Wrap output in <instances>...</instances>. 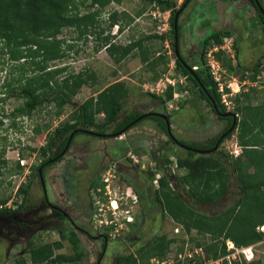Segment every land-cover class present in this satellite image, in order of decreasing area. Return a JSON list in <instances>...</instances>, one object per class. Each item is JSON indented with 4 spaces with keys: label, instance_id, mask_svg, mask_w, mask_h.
<instances>
[{
    "label": "flooded vegetation",
    "instance_id": "1",
    "mask_svg": "<svg viewBox=\"0 0 264 264\" xmlns=\"http://www.w3.org/2000/svg\"><path fill=\"white\" fill-rule=\"evenodd\" d=\"M263 18L264 0H184L173 21L176 67L179 61L190 73L183 75L187 83L184 99L167 113L159 97L145 96L144 101L122 110L117 121L106 128H74L68 131L64 144L59 138L50 145L48 138L38 162L28 170L24 206L17 205L12 211L0 209V264L16 247L30 245L41 233L48 238L47 243L60 242L55 250L59 254L55 253L48 264H128L135 258L140 262L149 241L161 236L157 222L166 211L157 193L162 192V184L168 182L177 195L194 204L184 188L181 174L185 166L180 158H223L221 144L238 126L237 116L230 131L235 121L231 112L238 113L225 109L222 99H217L218 92L197 75L211 65L206 60L208 37L231 32L236 40H250L258 31L264 34ZM260 63L264 64V59ZM132 113L138 116L131 118ZM118 122L126 124L116 130ZM137 153L141 159L149 156L155 166L147 169L138 164L134 160ZM110 166L131 186L138 200L136 218L130 222L128 215H123L126 228L118 236L113 235L114 230L119 232L113 229L120 222L117 218L112 216L110 225L97 220L104 215L98 197L109 193L104 175ZM147 220L149 228L144 225Z\"/></svg>",
    "mask_w": 264,
    "mask_h": 264
},
{
    "label": "trees",
    "instance_id": "2",
    "mask_svg": "<svg viewBox=\"0 0 264 264\" xmlns=\"http://www.w3.org/2000/svg\"><path fill=\"white\" fill-rule=\"evenodd\" d=\"M111 1L113 0H0V63L2 57L6 54L13 61L24 59L21 64L22 73L15 80L6 79L0 85V103L12 96L23 97V103L17 105L10 114L16 118L21 115L32 117L34 112L47 102L49 107L55 108L56 116L63 114L65 107H74V111L68 114L67 119L49 131L50 145L56 144L59 138L64 139V144L67 140L68 131L74 128H106L111 122L117 121L122 110L127 111L125 102L129 95L124 82H115L98 92L97 95L90 96L84 102L77 104V102H74L75 97L82 91L84 86L93 87L99 83L98 73L94 70L89 72L87 68H84L79 71L72 69L62 76L66 67L51 68L49 65L51 61L66 56L58 38L62 30L66 26H76L79 29L82 25L89 27L92 25L90 20L98 13L90 12V14L80 16L76 13L79 3L87 2L92 6L100 5L103 9ZM115 1L118 3L123 2V0ZM147 2L148 5H158L165 10L171 9L173 14L169 35L171 34L174 38L173 21L174 14L178 9L175 1L147 0ZM145 8L139 9L137 15H141ZM133 20H135V16L126 10L121 12L114 11L110 14L109 26L113 27L116 23L129 25ZM260 22H264V18L263 20L260 19ZM119 26L120 30H122L123 26L120 24ZM224 35H232V33L226 32ZM97 37L99 38L100 46L105 47L115 62L120 63L135 49H140L142 57L147 58L146 54H144L145 51H148L145 41L149 40L152 42L157 38L165 39L167 35L145 34L124 45L115 44L114 34H107L105 30L98 34ZM209 40L212 44L223 43L222 36L216 33L210 35L208 37ZM241 40L244 41V39H234L232 43L234 53L239 61V68L244 67L241 62ZM262 43L261 41L263 47ZM97 49L98 47H96ZM261 53H264V49ZM27 57H31V60L26 61ZM39 57H41V60H35ZM259 58L258 63L242 70L244 72L242 74L243 78L248 77V79L254 80L257 78L261 71L260 62L264 59V55ZM161 59L163 60V57ZM227 60L232 61L233 58L228 55ZM160 61H153L150 65L152 66V64H157ZM222 62L224 64L223 60ZM177 64L178 70L183 75H190L179 61ZM224 65L231 70L234 69V66L228 62H225ZM29 66L33 69V73L27 75L26 72ZM15 67L18 66L12 64L10 69ZM197 75L203 83H206V86L210 84L213 90L218 92L217 82L213 74H211L210 67H203ZM146 93L145 95L149 98L156 100L159 97L162 102L165 103L167 101L166 98L156 93L150 91ZM171 96H173V93L170 89L168 98H171ZM217 99L219 102L221 101L220 92L217 93ZM224 108L226 109V107ZM235 111H241L245 114L237 126L240 129L239 139L241 140L242 154L237 156L232 162L233 173H235L237 181V184H233L241 192L236 201L212 215L198 208L197 202L206 204V207L214 206L231 189L232 179L227 157L219 158L210 155L191 160L180 158L181 166H185L183 169V182L185 180L191 182L188 191L193 198L194 204L187 203L173 189H165L169 185L168 182L163 183L162 192L157 193L164 211L172 219L182 223L188 233H191L192 229H196L199 240L203 241L206 240L207 234L212 236V240L209 242L198 241L194 245L204 246V254L197 256V260L201 263L205 260L226 256L230 252L227 245L228 240L233 241L239 247L256 244V242L259 243L264 240V232L259 229L261 225H264V108H254L248 104L246 106L239 105ZM99 114H105V118L99 120L97 118ZM136 116L138 115L132 113L131 118ZM1 123L2 120H0ZM124 124L126 122L122 124L118 122L115 129L122 128ZM48 125L46 124L45 127L47 128ZM43 129L44 126L39 124L34 127L36 133H41ZM2 163L6 165V159H2ZM250 167H254V172H250ZM17 168L19 170L22 169L19 160L17 161ZM2 169V166H0V175L3 173ZM9 170L17 171L16 167H12ZM16 195L19 197L18 205L23 207L28 197V185L21 184L17 189ZM10 197L11 194L0 193V209L13 210L10 206H7ZM192 239L191 237L190 241ZM174 241L175 239L172 238L167 239L165 234L149 241V246L145 250L146 254L143 253L145 258L142 256L141 261L148 262L155 255L161 258L166 256L173 249ZM59 245L60 242L55 244L45 242L44 245L35 244L33 241L30 242L29 264H48ZM179 248H182V246ZM139 263L135 258L128 264ZM15 264H27V257H18L15 260ZM223 264L264 263L262 259L256 258V256L253 260L247 261L240 254L234 262L231 263L224 259Z\"/></svg>",
    "mask_w": 264,
    "mask_h": 264
},
{
    "label": "rangeland",
    "instance_id": "3",
    "mask_svg": "<svg viewBox=\"0 0 264 264\" xmlns=\"http://www.w3.org/2000/svg\"><path fill=\"white\" fill-rule=\"evenodd\" d=\"M174 1L176 3V7L178 8L184 0ZM79 4L80 5L76 10V13L80 16L90 14V12H98L97 15L90 20L92 25L89 27L82 25L80 29L76 26H66L58 35V38L61 41V48L65 52L66 56L55 59L49 63L51 68L66 67L62 76L66 75L65 73H68L72 69L79 71L87 68L89 72L94 70L98 73L99 83L93 87L84 86L82 91L76 95L74 102L80 104L88 97L97 95L98 92L102 91L105 87L111 84L115 82H124L129 85L130 89L129 97L125 102L126 109H130L134 104L144 101L143 97L146 96V92L155 90L157 95L166 98L167 101L165 102V108L167 113L172 112V105H174L175 102H180L184 99L187 83L183 74L179 72L176 67V60L172 45L173 37L171 34L169 35L173 14L171 9L165 10L158 5H148L147 0H123L122 3H118L113 0L103 9L100 5L92 6L87 2H80ZM143 7H146L144 12L141 15H137V11ZM123 10H126L130 14L134 15L135 20L131 21L129 25L119 23L123 26V31L120 30L118 26L110 27V14L114 11L121 12ZM104 30L107 34H114V41L117 42H115V44L121 45L128 44L133 39H138L145 34L163 33V35L168 34L169 36L167 35L165 38L166 40L157 38L152 42L149 40L147 42L145 41L148 51H145L144 54H146L147 58L142 57L140 49H135L120 63H117L110 56L106 48L101 47L98 42L99 38L97 36ZM158 31L160 33H158ZM263 36L264 34L259 31L258 34H255L253 37L251 36L250 40L242 38L244 41H240L242 44L241 62L244 65L243 68L238 67L239 61L232 47L234 40L232 35L222 34L223 43L221 44L210 43L206 52V60L209 63V60L213 59V64H216L214 66L209 65L211 74H213L214 77H219V80L216 81L215 79V81L217 83L224 82L223 84H217V86L220 90L223 87V91H221V99L223 100L222 102L224 106L228 110L235 111L239 105L246 106L248 104L254 108H264V64L262 63L263 65H260L261 71L255 80L250 78L248 79V77H242V74L244 73L242 70H245L247 67H252V65L258 63V60L260 59L259 56L264 49ZM246 38H249V36ZM261 41L263 42V47L261 45ZM96 47H98L97 50ZM228 55L233 58L232 61L227 60ZM161 57H163V60ZM23 60H10L8 54L2 57L0 63V85L3 84L6 79L15 80L22 73L21 64L24 62ZM29 60H31V57L26 58V61ZM35 60L39 61L41 60V57ZM156 60L161 61L157 64H152L151 66V62ZM222 60L224 61V64L225 62H228L233 65L234 69L231 70L224 65ZM12 64L17 65L18 67L10 69ZM32 70L31 66H29L26 72L27 75L32 74ZM170 89L172 90L173 96L168 98V92ZM142 92H144V95ZM23 100V97L12 96L6 101L0 103V120H2V123L0 124V166L3 168V173L0 175V193L4 192L6 195L11 194V197L7 202V206H10L12 209L17 207L19 204V197L16 195L17 189L21 184L28 183V173L32 164L38 162L39 156L41 157V151L48 141L49 131L53 130L56 126L62 123L63 120L68 118V114L74 111V107L67 106L65 107L63 114L56 116L55 114H57V112L55 111V108L49 107V103L47 102L38 108L32 117L21 115L16 118L10 115L12 110L17 105L23 103ZM188 111L192 114V110ZM237 113L240 121L245 114L241 111H238ZM97 118L99 120L104 119L105 114H99ZM36 124L44 126L41 133H36L34 131ZM46 124H49L47 128L45 127ZM239 132L240 129L237 127L234 130L233 135L221 144V153L223 152V158L227 157V161L229 162L230 175L232 179L230 191L212 207H206V204L197 202V204H200L197 205L198 208L207 214H215L220 212L221 209L232 205L240 196L239 194H241L239 188L234 185L235 183L237 184V181L235 173H233L234 169L232 163L237 156L242 154ZM146 144L148 143L146 142ZM144 148L146 147L144 146ZM138 154L140 155V153H137L134 157V160H136L138 164L146 165L145 167H147V169H151V167L155 166L154 162L149 160V156L145 155V158L141 159ZM19 158H25L27 160L24 161L26 164L23 165L24 167L20 170L17 168V161ZM2 159H6V165L2 163ZM20 164L22 163L20 162ZM12 167H16L17 171H10L9 169ZM110 167H112V169L108 168L107 171L109 172H106L104 175V184L107 186L106 189L109 190V193L108 195L100 193L101 196L98 197V199L101 198L100 207L103 208L101 213L105 216H99L97 220L100 218L104 221L102 224L110 225V218L112 217H110V215L115 214L114 216H119L120 222L113 227V229H118L119 231L117 233V231L114 230V233L116 234L113 235L118 236V234H121L124 228H126L125 222L127 221L126 219L123 220L120 215L127 214L128 217L136 218L138 200L134 198L135 194L132 192L131 186L120 180L118 173L114 172L113 166ZM249 169L250 172H254L255 170L254 167H250ZM181 172L182 170H180V173ZM159 173L161 174L160 171ZM181 176L183 177V174ZM155 178L157 179L158 176L156 175ZM106 179H108V181H106ZM183 183L185 190H189L191 182H187L185 180ZM163 185L164 184H162L160 190L163 189ZM101 187L105 186L101 185ZM170 188V185L165 187V189ZM114 202L118 206L115 209H113ZM106 220L108 222H106ZM140 220L141 217L139 215L138 224H140ZM147 221L146 224H144L145 228L150 227V223ZM157 224L160 226L159 231H157L158 235L165 234L167 235V239H175L172 245V250L175 251L177 247L179 248L180 246H183V250L178 251L177 256H179V253L185 254L189 251L196 250L191 249V247L196 245V242L203 241L201 239L199 240L196 229H192L191 233L188 235L185 232V228L182 223L172 219L167 212L164 213L161 219H158ZM191 237L193 238L192 241L184 242L183 239H189ZM210 240H212V236L207 234L206 240L203 242L207 243ZM32 241L35 244L44 245V243L48 241V238H44L43 233H41L38 238H35ZM251 245L256 258H260L264 261V240ZM29 248L30 246L28 244L21 248L16 247L8 260L3 259L2 264H15V260L18 257L20 258L23 256L27 257V264H29ZM194 252L195 251H193V253ZM56 254H59V252ZM148 262L140 261L139 264H148ZM213 264L217 263L213 262Z\"/></svg>",
    "mask_w": 264,
    "mask_h": 264
},
{
    "label": "built area",
    "instance_id": "4",
    "mask_svg": "<svg viewBox=\"0 0 264 264\" xmlns=\"http://www.w3.org/2000/svg\"><path fill=\"white\" fill-rule=\"evenodd\" d=\"M212 60L211 59L209 60L211 65L212 66L216 65V64H213ZM215 79L218 81L219 77L215 76ZM221 83L222 82H219L218 84H221ZM220 91H223V87L221 88ZM228 247H229L230 253L227 254L225 257H221L219 259H209L207 261H204L203 263L197 260V256L200 255V252H203V251L201 248H196V250H193L195 251L194 253L193 251H189L185 254L179 253V256H177L176 258L175 257H169V258H164V259L153 258L151 260V264H213V262H216L217 264L219 263L222 264L224 259H227L229 262L232 263L238 258L240 254H242L243 257H245L247 261H251L254 259L255 254H254V250L252 246L238 248L233 243H229Z\"/></svg>",
    "mask_w": 264,
    "mask_h": 264
},
{
    "label": "clouds",
    "instance_id": "5",
    "mask_svg": "<svg viewBox=\"0 0 264 264\" xmlns=\"http://www.w3.org/2000/svg\"><path fill=\"white\" fill-rule=\"evenodd\" d=\"M115 26H118V28L120 29V26H119V24H114V27ZM167 31V30H166ZM158 33H160L159 31H158ZM167 33V32H166ZM160 34H162L163 35V33H160ZM166 35H168V34H166ZM156 40V39H155ZM166 40V39H165ZM172 45H173V42H172ZM211 64V63H210ZM212 66V65H211ZM215 78V77H214ZM217 81V80H216ZM218 84V83H217ZM152 90V89H151ZM154 91V92H153ZM151 92H153V93H156L157 94V92L155 91V90H152ZM218 92H220L221 93V91L218 89ZM164 94V93H163ZM223 101V100H222ZM24 161H27L25 158H23V159H20L19 158V162H21L22 164V167H24L23 165H25L26 164V162H24ZM182 175V174H181ZM114 206H113V209H115V208H117L118 206L115 204V202H114V204H113ZM129 212V211H128ZM127 212V213H128ZM115 215V214H114ZM114 215H110V216H113V217H115V218H117V220H119V216L118 217H116V216H114ZM121 216V218L124 220V218H123V214H121L120 215ZM112 219V217L110 218V220ZM121 219V220H122ZM127 220H129L130 222L132 221V218L131 217H127ZM107 221V220H106ZM127 222V221H126ZM261 231H263L264 232V225H261L260 226V228H259ZM185 232L189 235V233L185 230ZM184 240V242L185 241H190V238L189 239H183ZM229 242L230 243H233L236 247H238V248H240L239 246H237L233 241H231V240H228L227 241V245L229 244ZM189 243V242H188ZM247 246H252V245H247ZM241 247H246V246H241ZM196 248H201L202 249V251L203 252H200V255H202V254H204V246H194L193 245V247H191V249H196ZM229 248V247H228ZM181 250H183V246H182V248H176L175 249V251L174 250H171L166 256H164V258H169V257H177V254H178V251H181ZM230 253V252H229ZM228 253V254H229ZM254 254H255V252H254ZM222 257H225V256H222ZM154 258H160V259H164V258H161V257H158V256H156V257H154ZM219 258H221V257H219ZM218 258V259H219ZM254 258H255V256H254ZM153 259V258H152ZM151 259V260H152ZM206 261V260H205ZM203 263V262H202ZM148 264H151V262H150V260H149V262H148ZM223 264V263H222Z\"/></svg>",
    "mask_w": 264,
    "mask_h": 264
},
{
    "label": "water",
    "instance_id": "6",
    "mask_svg": "<svg viewBox=\"0 0 264 264\" xmlns=\"http://www.w3.org/2000/svg\"><path fill=\"white\" fill-rule=\"evenodd\" d=\"M181 11L179 10L177 13H176V15H175V21H174V26H175V28L177 29V26H178V17H179V13H180ZM228 114V113H227ZM230 114V113H229ZM231 114L232 115H234V117H235V121H234V124H233V126L231 127V129H230V131H232L233 129H234V127H235V125H236V117L238 116L236 113H232L231 112Z\"/></svg>",
    "mask_w": 264,
    "mask_h": 264
},
{
    "label": "crops",
    "instance_id": "7",
    "mask_svg": "<svg viewBox=\"0 0 264 264\" xmlns=\"http://www.w3.org/2000/svg\"><path fill=\"white\" fill-rule=\"evenodd\" d=\"M116 24H119V23H116ZM122 31H123V30H122ZM126 87H127V89H128V95H129V92H130L129 85L126 84ZM142 94L144 95V92H142ZM130 95H131V94H130ZM263 263H264V261H263Z\"/></svg>",
    "mask_w": 264,
    "mask_h": 264
}]
</instances>
